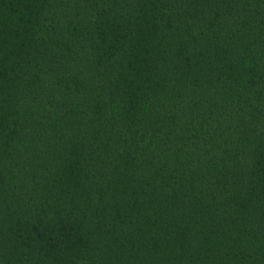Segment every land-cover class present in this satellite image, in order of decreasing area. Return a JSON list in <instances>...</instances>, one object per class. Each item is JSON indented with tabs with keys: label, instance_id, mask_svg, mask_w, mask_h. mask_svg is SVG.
Returning <instances> with one entry per match:
<instances>
[{
	"label": "trees",
	"instance_id": "obj_1",
	"mask_svg": "<svg viewBox=\"0 0 264 264\" xmlns=\"http://www.w3.org/2000/svg\"><path fill=\"white\" fill-rule=\"evenodd\" d=\"M0 264H264V0H0Z\"/></svg>",
	"mask_w": 264,
	"mask_h": 264
}]
</instances>
